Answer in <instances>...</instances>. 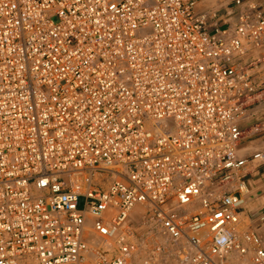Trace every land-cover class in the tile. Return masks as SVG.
Listing matches in <instances>:
<instances>
[{
    "label": "built area",
    "instance_id": "built-area-1",
    "mask_svg": "<svg viewBox=\"0 0 264 264\" xmlns=\"http://www.w3.org/2000/svg\"><path fill=\"white\" fill-rule=\"evenodd\" d=\"M212 6L0 0V264H264V1ZM138 204L166 237L145 257Z\"/></svg>",
    "mask_w": 264,
    "mask_h": 264
},
{
    "label": "rangeland",
    "instance_id": "rangeland-1",
    "mask_svg": "<svg viewBox=\"0 0 264 264\" xmlns=\"http://www.w3.org/2000/svg\"><path fill=\"white\" fill-rule=\"evenodd\" d=\"M209 2L212 5H216L218 4V0H209ZM259 53H261V55H264V50H253L250 52V55L255 54L257 57H259ZM259 59H257V63H258V67L254 68V72H258L259 70V65L261 64L260 61H258ZM256 107V106H255ZM252 112H256V117L251 118L250 122H253L255 120H259L260 118H264L263 115L260 116L258 115V112L254 109H251L248 111V113H252ZM248 131H247V135L248 137L246 138L245 142L246 144L244 146H247L245 148V151L249 152V153H253L257 150L263 149L264 148V143L261 139V137L259 135H250L251 131H250V126L248 125ZM264 167V164H261L260 166L253 168V167H249L246 168L249 170V172H255L258 169ZM245 169V170H246ZM85 204V200L84 198H80L79 200V207L83 208ZM146 214V208L144 206H142L141 211H137L136 214H130L129 217V221H131L134 224V228L137 232V234H139L141 237V239L143 240V248H142V252H141V256L145 257L146 255H148L150 253V251L153 249V247L157 244V243H166V237L163 236L159 230L158 227L152 226L150 224H144L142 223V218L144 217V215ZM242 228H245L244 225H241ZM94 237V236H93ZM168 244V242H167ZM164 260H166V263H159V264H174V260L168 256L165 255L163 257ZM26 264H34L31 261H27ZM92 264V262H91ZM227 264H245V261L238 255H232L230 256Z\"/></svg>",
    "mask_w": 264,
    "mask_h": 264
},
{
    "label": "crops",
    "instance_id": "crops-1",
    "mask_svg": "<svg viewBox=\"0 0 264 264\" xmlns=\"http://www.w3.org/2000/svg\"><path fill=\"white\" fill-rule=\"evenodd\" d=\"M264 1V0H260ZM209 0H198V10H214ZM235 15L238 14V7L232 6ZM224 9L219 11V14L223 13ZM251 110V109H250ZM258 115L264 117V101L258 103L255 107ZM245 182L247 186V203L242 209V224L245 229L256 231L260 234L264 245V167L258 169L255 172L245 171Z\"/></svg>",
    "mask_w": 264,
    "mask_h": 264
},
{
    "label": "bare ground",
    "instance_id": "bare-ground-1",
    "mask_svg": "<svg viewBox=\"0 0 264 264\" xmlns=\"http://www.w3.org/2000/svg\"><path fill=\"white\" fill-rule=\"evenodd\" d=\"M141 209H142V206L140 205V204H138V205H136L134 208H133V210H132V214L134 215V214H136L137 213V211L139 210V211H141ZM91 217H88V223H90V221H91ZM88 229H90V227L88 226L87 227V230ZM93 238V235H91V239ZM92 242H95V240L94 241H92ZM79 264H91V260L90 259H87V260H85V261H82V262H80Z\"/></svg>",
    "mask_w": 264,
    "mask_h": 264
}]
</instances>
